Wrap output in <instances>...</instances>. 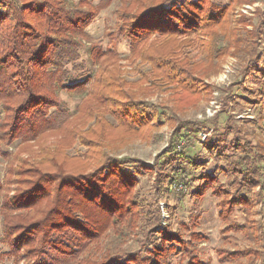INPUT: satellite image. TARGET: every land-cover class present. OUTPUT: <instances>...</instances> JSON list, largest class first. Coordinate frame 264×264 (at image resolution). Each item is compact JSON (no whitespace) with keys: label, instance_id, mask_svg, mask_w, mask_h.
<instances>
[{"label":"rangeland","instance_id":"374dc122","mask_svg":"<svg viewBox=\"0 0 264 264\" xmlns=\"http://www.w3.org/2000/svg\"><path fill=\"white\" fill-rule=\"evenodd\" d=\"M14 1L25 14L20 20L34 26L21 24L33 39L22 40L23 50H40L43 42L72 45L69 28L51 35L53 15L64 24L74 15L93 20L76 35L77 60L63 62L69 81L55 80L50 108L16 122L25 98L0 99V264L36 262L30 250L39 238L20 251L11 240L44 218L55 200L20 209L13 197L32 190L39 173L88 174L113 159L137 170L124 199L131 212L97 241L81 243L71 259L51 251L48 264H100L105 257L123 264H264V0H197L204 18L199 31L134 43L124 34L131 16L168 0ZM29 2L32 11L25 12ZM208 17L214 21L207 24ZM16 22L0 34L11 33ZM71 82L80 85L63 88ZM134 111L136 118L124 121L122 112ZM22 119L33 129H19ZM181 137L190 142L187 162L200 167L178 157L187 146ZM199 169L214 177L203 182ZM57 184L47 191L56 192ZM162 233L172 237L166 241ZM167 242L178 250L167 252ZM155 252L166 255L162 263Z\"/></svg>","mask_w":264,"mask_h":264},{"label":"trees","instance_id":"16d2710c","mask_svg":"<svg viewBox=\"0 0 264 264\" xmlns=\"http://www.w3.org/2000/svg\"><path fill=\"white\" fill-rule=\"evenodd\" d=\"M32 3L25 4L29 7L25 12L32 11V7H30L33 6L31 5ZM16 5L17 2L14 0H0V32L8 21L12 23L15 19L17 20L16 24L12 27L11 33L0 34V41H8L12 45L11 50L7 51L4 48V43H1L0 99L10 100L13 96H23L25 98L24 103L16 108L19 110L16 117L17 122L20 117H33L35 110L45 111L46 108H50L55 102V99L51 95L53 88H55L54 82L56 79L58 81L60 79L61 81H69L65 76H62L66 75L63 62L65 60L73 61V63L76 62L78 49L80 48L79 44H77L80 39L76 35L84 33L85 29L93 20V16L90 14L86 16L80 15L78 17L75 15L72 17L69 16L68 21H65L67 30H63V25H65L63 20L60 19L59 15L56 17H53V15L52 22H54L56 30H53L54 32L51 35L57 36L59 33L68 32L71 29L74 31L72 45L61 48L62 43L59 40V42L53 43L43 42L42 49L38 50L37 47L36 51L33 48L32 52L30 49L33 46L28 50H23L22 40L31 43L33 39L29 36V32L22 29L21 24L25 28H31L32 30L34 26L31 22L20 20V18L23 19L22 15L24 12H16ZM198 10L197 0L162 1L154 6L148 7L142 14L137 13L131 16L134 22L127 26L124 34L133 43L136 41H147L152 35L161 37L172 36L176 38L184 37L188 33H196L201 27H204L201 25L204 18L200 16ZM86 19L89 21L86 22ZM207 21L208 24L209 21H214V18L209 20L208 17ZM211 27L212 25H210ZM19 30H21L20 34ZM204 30L208 31L207 26ZM58 52L60 54L56 58ZM183 56L182 61L186 62L187 55ZM90 79L89 76L86 81L89 83ZM190 80H192V77H190ZM48 81L53 86H47L46 83ZM42 82H44L43 87L41 86ZM79 85V82L65 83L63 88L75 89ZM260 93L261 98L259 99H262L264 94L263 92ZM127 101L131 102V99ZM130 106L134 107L135 104L131 103ZM139 109L141 108H137L136 110ZM126 110L132 111L130 107H127ZM136 113L138 112H122L121 116L124 121L132 122L136 118ZM140 117L142 118L143 116ZM17 125L22 131L27 126H29L28 129L30 130L34 127V124L29 125L28 123L26 125L24 119L18 122ZM184 139L185 137H181L180 141H184V144L187 146L183 148L181 146L179 147V151L185 152H178V157L188 165L200 167L201 165L196 160L190 163L187 162L191 159L190 156L189 158L186 155V149L189 148L190 142L189 139ZM240 166L243 170L248 167L246 163H241ZM135 169L132 165H127L123 161L113 159L88 174L53 178L52 176H47L45 173H39L41 176L31 184L33 187L32 190H28V193L25 195H20V197L16 195L15 198H12L15 201H19V204L14 205L20 209H25L22 207H31L29 206L31 203L33 205L32 207H35L38 202L51 197L55 199L54 204L44 218L29 225L22 226L24 230L11 240L13 244L12 248L20 251L30 243L35 242L33 239L39 238L38 246L30 250V254L36 257V262L33 264H48V262H53L54 259L50 257V254H53V252L65 259L75 257L80 251L81 243L88 240L92 243L97 241L109 229L111 224L113 225L114 220H121L125 216V213L129 214L131 212L128 211L130 207L125 206L124 199L131 193L132 188L130 187L137 182L136 176L134 175L137 171ZM200 173L204 179L203 182L214 177L213 172H207V170L205 172L200 171ZM177 177L182 179V176ZM251 179L250 176L249 178L245 177L244 182H252ZM56 181H58V189L51 194L47 191V188ZM260 185L264 186V183H259ZM202 187L207 186L202 185ZM24 231L26 232L24 233ZM69 232H73V234H68ZM162 234L164 239H167L166 241L172 237V234ZM76 236H78L77 241L79 242H74ZM174 243L169 244L167 242L165 244L167 246L165 248L167 252L178 250V246ZM155 256H159V262L162 263L166 255L155 252ZM67 261L65 260V262ZM59 264H64V262L61 261ZM100 264H123V262H117V260L112 259L108 260V257H105Z\"/></svg>","mask_w":264,"mask_h":264}]
</instances>
